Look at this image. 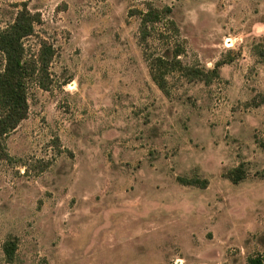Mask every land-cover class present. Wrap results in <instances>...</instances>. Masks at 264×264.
Here are the masks:
<instances>
[{
    "label": "rangeland",
    "instance_id": "rangeland-1",
    "mask_svg": "<svg viewBox=\"0 0 264 264\" xmlns=\"http://www.w3.org/2000/svg\"><path fill=\"white\" fill-rule=\"evenodd\" d=\"M26 8L36 23L25 58L45 43L53 55L28 83L27 118L3 138L0 264L264 255V0H0V28ZM151 8L162 20L142 41ZM178 45L184 65L219 76L170 71L167 96L149 59ZM242 163L234 183L226 174Z\"/></svg>",
    "mask_w": 264,
    "mask_h": 264
},
{
    "label": "trees",
    "instance_id": "trees-1",
    "mask_svg": "<svg viewBox=\"0 0 264 264\" xmlns=\"http://www.w3.org/2000/svg\"><path fill=\"white\" fill-rule=\"evenodd\" d=\"M162 15V12L155 8H151L147 12H141L142 41L147 38L149 24L160 22ZM35 23V15L26 8L18 13L12 24L4 29L0 28V53L5 57L4 67L0 68V160L8 156L3 138L14 131L28 116L29 81L37 76V72L47 71L53 55L52 47L45 43L37 61L31 62L25 58L24 39L34 33ZM182 54L181 46L178 45L173 51V58H168L166 55H158L149 59L151 77L167 96L170 95L169 81L167 79V74L170 71L180 70L191 80L202 79L209 83L214 77L219 76V66L210 70L198 66H187L179 58ZM38 63L41 64V67ZM40 84L43 86L42 82ZM226 176L234 183L241 182L246 176L244 164L242 163L228 171ZM178 180L184 185L201 188H206L209 185L208 179L179 177ZM16 248L17 242L15 238L5 242L4 252L8 261L14 260ZM247 264H264V255L249 257Z\"/></svg>",
    "mask_w": 264,
    "mask_h": 264
},
{
    "label": "crops",
    "instance_id": "crops-1",
    "mask_svg": "<svg viewBox=\"0 0 264 264\" xmlns=\"http://www.w3.org/2000/svg\"><path fill=\"white\" fill-rule=\"evenodd\" d=\"M181 260V259H180ZM181 264H183V263H181ZM202 264H204V263H202Z\"/></svg>",
    "mask_w": 264,
    "mask_h": 264
}]
</instances>
